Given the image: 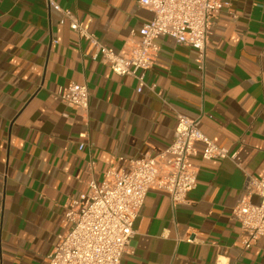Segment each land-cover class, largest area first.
Returning <instances> with one entry per match:
<instances>
[{"label": "crops", "instance_id": "1", "mask_svg": "<svg viewBox=\"0 0 264 264\" xmlns=\"http://www.w3.org/2000/svg\"><path fill=\"white\" fill-rule=\"evenodd\" d=\"M56 1L123 54L152 17L137 0ZM220 1L203 69L193 48L159 36L137 92L45 0H0V264H48L70 198L106 169L164 151L177 114L199 117L228 157L190 156L197 183L184 202L149 189L123 263L264 264V237L245 248L233 215L246 179L264 174V0ZM72 82L87 85L86 110L55 98Z\"/></svg>", "mask_w": 264, "mask_h": 264}, {"label": "built area", "instance_id": "2", "mask_svg": "<svg viewBox=\"0 0 264 264\" xmlns=\"http://www.w3.org/2000/svg\"><path fill=\"white\" fill-rule=\"evenodd\" d=\"M45 2L59 13L58 22L66 23L86 43L91 57L102 60L117 75L135 77L137 92L145 84L144 71L154 63L158 51L154 40L159 36H169L193 48L203 69L213 18L222 8L220 0H137L152 17L132 30L137 38L130 52L123 54L104 45L90 31L89 21L80 20L70 8L56 0ZM54 96L68 106L86 110L90 92L86 84L72 82L59 86ZM199 120L177 114L174 139L164 151L155 157L132 159L124 169H106L100 182L89 178L85 190L71 197L64 207L62 221L68 226L58 235L48 264H124L122 256L130 245L135 219L149 189L165 191L174 204L184 202L197 183L190 156L199 151L203 159L228 157L227 149L201 131ZM82 147L83 143L79 145ZM244 191L233 215L239 222L241 242L249 248L264 237V174L248 177ZM249 195H256L258 201H250Z\"/></svg>", "mask_w": 264, "mask_h": 264}]
</instances>
